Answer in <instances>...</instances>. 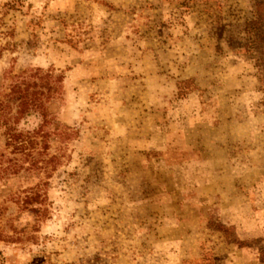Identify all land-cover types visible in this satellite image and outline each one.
Returning <instances> with one entry per match:
<instances>
[{"label": "rangeland", "instance_id": "374dc122", "mask_svg": "<svg viewBox=\"0 0 264 264\" xmlns=\"http://www.w3.org/2000/svg\"><path fill=\"white\" fill-rule=\"evenodd\" d=\"M31 69L47 173L7 145ZM0 98V264H264V0H0Z\"/></svg>", "mask_w": 264, "mask_h": 264}, {"label": "trees", "instance_id": "16d2710c", "mask_svg": "<svg viewBox=\"0 0 264 264\" xmlns=\"http://www.w3.org/2000/svg\"><path fill=\"white\" fill-rule=\"evenodd\" d=\"M260 24L261 21L259 20L247 23L245 32L250 35L248 38L250 41L248 49L251 52H259L262 54L263 51L260 49L263 44V36L260 33ZM61 83L62 80L60 77H56L51 72H46L42 69H31L23 72L21 75L11 77L10 93L8 94L10 100L18 101V110L16 112L18 115L23 116L30 111H35L44 117V125L33 132V134L27 136L20 135L11 139L13 143L9 142L7 145L14 146V150L24 154L26 157L25 160H28L32 169L39 171L45 170L46 173L48 172V167H43L45 161L41 159V156L45 153L44 151L48 150L49 147L47 143L49 133L44 129L47 124H50L47 119L49 114L46 105L51 99L55 98V94H59ZM9 107V104L0 98V117H9ZM8 169L9 167L4 170ZM31 191L32 195L27 196L23 200V203L26 205L30 204V202L41 203L43 197L39 186L32 188Z\"/></svg>", "mask_w": 264, "mask_h": 264}]
</instances>
